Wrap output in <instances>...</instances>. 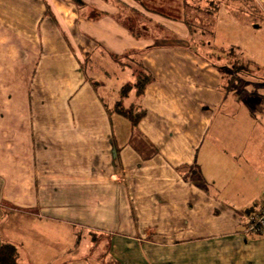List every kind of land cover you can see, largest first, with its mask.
<instances>
[{
	"label": "crops",
	"instance_id": "1",
	"mask_svg": "<svg viewBox=\"0 0 264 264\" xmlns=\"http://www.w3.org/2000/svg\"><path fill=\"white\" fill-rule=\"evenodd\" d=\"M253 1L0 0V246L14 245V216L19 264H72L81 234L86 255L104 239L96 264H264V235L245 233L264 199V128L253 132L264 113L230 126L237 79L209 60L223 51L191 52L196 17L192 31L160 10L214 4L217 38L222 11L229 35L238 19L264 28V0ZM129 10L142 32L125 25ZM135 65L153 81L124 97ZM118 105L146 115L134 126Z\"/></svg>",
	"mask_w": 264,
	"mask_h": 264
},
{
	"label": "rangeland",
	"instance_id": "2",
	"mask_svg": "<svg viewBox=\"0 0 264 264\" xmlns=\"http://www.w3.org/2000/svg\"><path fill=\"white\" fill-rule=\"evenodd\" d=\"M222 1V9L227 8L225 5H228L229 0ZM252 3L255 2L252 0ZM145 6H147V4ZM239 6L240 4L238 2V7ZM209 7L210 9L212 8V12H195V10L191 11L187 8L184 9L185 11H177L178 6H175L174 8V6L172 5L164 6L163 9H158L163 10L161 12L162 14L173 18L174 20L180 21L181 18L189 19L190 22L188 23L193 26L192 31H194V27H196L193 25L194 17H196V21L200 23V25L195 29H197L201 36H203V39L200 45H190L191 52L200 50L201 52L204 51L209 53H218V51H223L221 54L225 57L224 59L222 58L209 60L212 64H215L216 66H218V68L224 70V73H228L230 71L237 79V83L235 84L237 87V91H233V93L236 94V100L238 103V115L235 122L231 121L230 126H234L236 124L237 132L240 133L241 126L247 124L245 122L246 114L247 116H250L251 111L264 113V28L257 30L255 28H252L250 25L245 26L242 21H239L238 19L237 27L235 30L236 32L229 35L227 26L228 24H230V19L232 20V18H229V16L227 15L228 12L222 11L221 14H219L216 18L217 28L218 21H220L219 32L218 29L215 28L217 38H213L212 34L209 33L211 30H213L212 28H210L209 23L212 21L211 16L216 6L213 4ZM123 18L125 25H127L129 28H135L137 30H141V32L143 31V29H145L142 24L141 14L129 10L126 12ZM119 61L122 63L127 62L125 59H120ZM224 63H227L228 67L222 66ZM135 66V73L138 74L140 72H143L142 69L139 70L137 65ZM234 67H236L237 69L235 70ZM245 77L246 79L242 80ZM251 77L253 79H251ZM111 78L114 79V76H111ZM132 103H138L136 97L134 98ZM242 107L244 108L242 109ZM110 110L112 111L113 115L115 133L116 135H122V126L119 123V117L117 115V112L115 111L116 109L110 108ZM262 119H264V117ZM260 121L261 119L258 118V120L256 121L258 122V125L254 121L253 132L258 131L259 133L262 131L261 128H264V123L260 125ZM254 206L255 205H253V207ZM17 222L18 219L12 216L10 218H7L5 225L7 226L9 223H11V226L9 227L15 234L10 242H12L20 250L22 249L25 252L26 250L21 245L24 241H20L21 237H19V235L21 233V230H19V224ZM67 234L65 236L66 238H64V244L69 245L71 244L70 242H72L73 247L74 242L78 239V235L70 236ZM79 239L81 240V243L78 250L76 252H72V264H96L98 262L97 258L102 259L103 262L106 260L105 253L107 249L105 247L104 239H100L97 244H94V250L90 253L87 252V255L85 253V247H88L91 244L90 238L86 234H81L79 235ZM23 257H25V254L23 255ZM81 257H87V259L80 260L82 259ZM30 260H32V258H30Z\"/></svg>",
	"mask_w": 264,
	"mask_h": 264
},
{
	"label": "trees",
	"instance_id": "3",
	"mask_svg": "<svg viewBox=\"0 0 264 264\" xmlns=\"http://www.w3.org/2000/svg\"><path fill=\"white\" fill-rule=\"evenodd\" d=\"M132 32L134 31L132 30ZM240 68H244V67H240ZM152 81H153V77L150 74L141 72L140 75L138 76V79L135 85L126 86L125 88H123L122 96L124 97L128 96L130 91L134 88L136 89L137 95L141 96L144 93L148 84H150ZM118 111L122 115L129 118L132 121V124L134 126L138 125V123L146 115L145 111H142L141 113H137L136 115H134L133 113H127L124 111L123 108L119 107V105H118ZM0 264H19V254H18V249L16 246L12 244H3L0 246Z\"/></svg>",
	"mask_w": 264,
	"mask_h": 264
},
{
	"label": "built area",
	"instance_id": "4",
	"mask_svg": "<svg viewBox=\"0 0 264 264\" xmlns=\"http://www.w3.org/2000/svg\"><path fill=\"white\" fill-rule=\"evenodd\" d=\"M245 233L248 235H264V199L258 204L255 212L247 219Z\"/></svg>",
	"mask_w": 264,
	"mask_h": 264
}]
</instances>
